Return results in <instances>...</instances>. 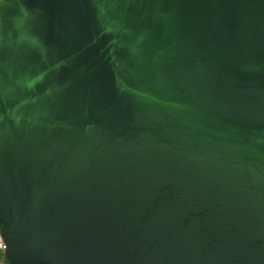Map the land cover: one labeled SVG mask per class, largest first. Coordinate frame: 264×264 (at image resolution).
I'll return each mask as SVG.
<instances>
[{
  "label": "water",
  "instance_id": "95a60500",
  "mask_svg": "<svg viewBox=\"0 0 264 264\" xmlns=\"http://www.w3.org/2000/svg\"><path fill=\"white\" fill-rule=\"evenodd\" d=\"M3 264H264V0H0Z\"/></svg>",
  "mask_w": 264,
  "mask_h": 264
},
{
  "label": "built area",
  "instance_id": "2783aa9c",
  "mask_svg": "<svg viewBox=\"0 0 264 264\" xmlns=\"http://www.w3.org/2000/svg\"><path fill=\"white\" fill-rule=\"evenodd\" d=\"M2 248H3V245H2V242H1V240H0V253H1V251H2Z\"/></svg>",
  "mask_w": 264,
  "mask_h": 264
},
{
  "label": "trees",
  "instance_id": "16d2710c",
  "mask_svg": "<svg viewBox=\"0 0 264 264\" xmlns=\"http://www.w3.org/2000/svg\"><path fill=\"white\" fill-rule=\"evenodd\" d=\"M0 263H1V264L3 263L1 253H0Z\"/></svg>",
  "mask_w": 264,
  "mask_h": 264
},
{
  "label": "crops",
  "instance_id": "0c3cea01",
  "mask_svg": "<svg viewBox=\"0 0 264 264\" xmlns=\"http://www.w3.org/2000/svg\"><path fill=\"white\" fill-rule=\"evenodd\" d=\"M1 264V263H0Z\"/></svg>",
  "mask_w": 264,
  "mask_h": 264
},
{
  "label": "flooded vegetation",
  "instance_id": "af4514ba",
  "mask_svg": "<svg viewBox=\"0 0 264 264\" xmlns=\"http://www.w3.org/2000/svg\"><path fill=\"white\" fill-rule=\"evenodd\" d=\"M3 264V263H2Z\"/></svg>",
  "mask_w": 264,
  "mask_h": 264
}]
</instances>
